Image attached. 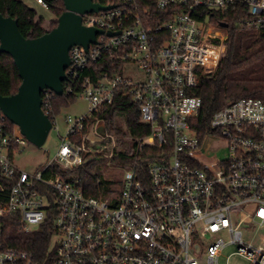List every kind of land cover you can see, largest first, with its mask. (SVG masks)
<instances>
[{"label":"built area","instance_id":"1","mask_svg":"<svg viewBox=\"0 0 264 264\" xmlns=\"http://www.w3.org/2000/svg\"><path fill=\"white\" fill-rule=\"evenodd\" d=\"M34 2L48 9L45 0ZM95 3L109 8L82 15V24L101 34L87 50L70 49L62 93L72 95L79 84L76 97L87 103V112L66 116L62 136L51 117L50 131L61 141L54 159L24 170L18 159L29 142L0 115V264H220L229 248L225 264L232 256L264 264V101L228 103L213 113L202 136L191 124L201 107L193 90L201 78L216 74L228 20L235 19L239 29L264 31V0H153L157 14L141 10L136 0ZM213 14L223 19L212 22ZM101 61L115 72L81 78ZM120 88L150 134L138 139L130 163L116 162L117 190L89 196L79 179L57 171L103 159L93 148L107 140L110 147H101L112 158L113 137L106 131L100 136L97 129L104 124L90 118ZM55 96L42 92L48 117ZM211 141L224 142L223 159L206 158ZM147 147L157 153L140 174V153ZM48 217L51 255L42 261L5 244L7 219L15 218L30 233Z\"/></svg>","mask_w":264,"mask_h":264},{"label":"trees","instance_id":"2","mask_svg":"<svg viewBox=\"0 0 264 264\" xmlns=\"http://www.w3.org/2000/svg\"><path fill=\"white\" fill-rule=\"evenodd\" d=\"M45 1L54 15V19L49 23L21 0H0V14L16 20L18 30L25 39L37 38L56 27L57 18L64 12L63 0ZM93 1L104 4L115 3V0ZM136 3L140 5L141 10L158 13L153 6V0H136ZM209 19L217 23L223 18L213 14ZM225 44L226 51L216 74L210 78H201L193 90V94L201 100V107L198 116L191 124L200 136L209 129V121L213 113L228 103L242 98L264 101V31L239 29L236 27L235 19L230 18ZM115 68L106 61L90 64L81 78L89 77L95 80L101 74L115 72ZM20 84L21 79L12 58L0 53V95L15 94ZM79 90L78 84L74 87L72 95L55 96L52 100V113L48 118L56 116L61 107L73 103ZM96 121H101L107 135L113 137L115 147L112 159L122 164L132 161L138 139L150 134L149 126L140 122L138 107L122 88L117 90L111 104L92 115L90 123ZM105 142L109 144L111 141H103V144ZM104 153H109V150H105ZM155 153L157 150L151 147L141 151L138 164L140 174L145 173L147 164L153 160L149 155ZM102 167H105L104 159L88 158L77 167L60 169L57 172L69 180L79 179L86 195L106 197L117 188H114L116 182L102 179L100 173ZM7 220L3 230L4 242L7 246L28 251L38 262L51 255L52 217H48L45 223L30 233H24L15 218Z\"/></svg>","mask_w":264,"mask_h":264},{"label":"water","instance_id":"3","mask_svg":"<svg viewBox=\"0 0 264 264\" xmlns=\"http://www.w3.org/2000/svg\"><path fill=\"white\" fill-rule=\"evenodd\" d=\"M63 5L64 12L57 18L56 27L33 39L20 34L16 20L0 14V53L12 58L21 79L15 94L0 95V112L37 148L45 143L51 129L50 119L41 109L42 92L50 90L56 96L62 95L70 49L78 45L87 50L95 44L96 35L101 34L85 27L82 15L109 8L93 0H63ZM97 132L105 135L103 127Z\"/></svg>","mask_w":264,"mask_h":264},{"label":"rangeland","instance_id":"4","mask_svg":"<svg viewBox=\"0 0 264 264\" xmlns=\"http://www.w3.org/2000/svg\"><path fill=\"white\" fill-rule=\"evenodd\" d=\"M29 7L33 8L38 16L44 18L46 23H49L54 19V15L49 9H45L40 5L36 4L34 0H21ZM47 27V25H45ZM136 79H140L137 74L134 75ZM87 112V103L76 97L75 101L68 106L61 107L59 113L56 115V122L59 127V133L62 136L65 132V117H77L85 114ZM61 141L58 137L55 130L49 132L45 143L42 145L41 149L33 146L32 144L28 143L24 146L23 154L19 157L18 161L21 166H23L24 170L26 171H33L38 166H43L47 164L49 161L53 160L58 148L60 147ZM210 149L206 152V158H216V159H223L227 155V149L225 147L224 142L218 143V141H211ZM99 145V144H98ZM110 147L108 142L104 144H100L99 147L93 148L96 152L100 154V157L105 160V167H102L100 173L102 178L104 177L107 181L114 182L116 178L121 174L117 169L116 161L112 158L108 157V153H104V148L101 146ZM104 153V154H102ZM114 188H117L116 184ZM232 252V248L226 249L223 252V256L220 259V264H225L226 258L228 254ZM229 264H248L245 259L239 256H232L229 257L228 260Z\"/></svg>","mask_w":264,"mask_h":264},{"label":"snow or ice","instance_id":"5","mask_svg":"<svg viewBox=\"0 0 264 264\" xmlns=\"http://www.w3.org/2000/svg\"><path fill=\"white\" fill-rule=\"evenodd\" d=\"M262 215H264V213H262Z\"/></svg>","mask_w":264,"mask_h":264}]
</instances>
